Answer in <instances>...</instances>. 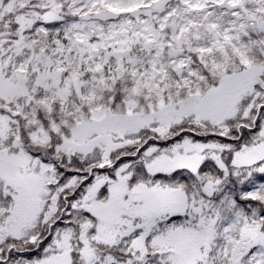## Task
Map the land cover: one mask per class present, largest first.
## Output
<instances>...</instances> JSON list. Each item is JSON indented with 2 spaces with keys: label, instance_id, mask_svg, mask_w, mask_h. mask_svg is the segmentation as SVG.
Masks as SVG:
<instances>
[{
  "label": "snow or ice",
  "instance_id": "obj_1",
  "mask_svg": "<svg viewBox=\"0 0 264 264\" xmlns=\"http://www.w3.org/2000/svg\"><path fill=\"white\" fill-rule=\"evenodd\" d=\"M0 264H264V0H0Z\"/></svg>",
  "mask_w": 264,
  "mask_h": 264
}]
</instances>
